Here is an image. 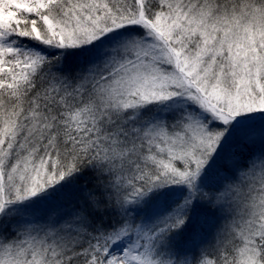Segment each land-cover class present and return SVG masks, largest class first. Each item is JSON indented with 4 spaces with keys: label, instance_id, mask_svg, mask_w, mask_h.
Masks as SVG:
<instances>
[{
    "label": "snow or ice",
    "instance_id": "6c2138e0",
    "mask_svg": "<svg viewBox=\"0 0 264 264\" xmlns=\"http://www.w3.org/2000/svg\"><path fill=\"white\" fill-rule=\"evenodd\" d=\"M0 264H264V0H0Z\"/></svg>",
    "mask_w": 264,
    "mask_h": 264
}]
</instances>
